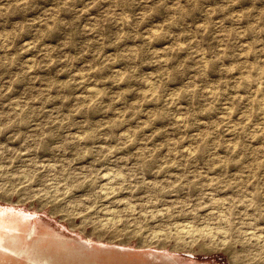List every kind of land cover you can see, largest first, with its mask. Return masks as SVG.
<instances>
[{
    "label": "rangeland",
    "instance_id": "1",
    "mask_svg": "<svg viewBox=\"0 0 264 264\" xmlns=\"http://www.w3.org/2000/svg\"><path fill=\"white\" fill-rule=\"evenodd\" d=\"M0 264H264V0H0Z\"/></svg>",
    "mask_w": 264,
    "mask_h": 264
}]
</instances>
